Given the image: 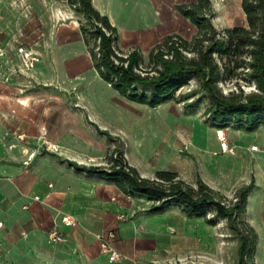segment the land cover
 Instances as JSON below:
<instances>
[{
  "label": "rangeland",
  "instance_id": "374dc122",
  "mask_svg": "<svg viewBox=\"0 0 264 264\" xmlns=\"http://www.w3.org/2000/svg\"><path fill=\"white\" fill-rule=\"evenodd\" d=\"M117 1L122 7L125 6L124 9L129 12L137 15L142 13L147 17L146 27L134 28L125 24L114 13L117 20L118 50L122 54H126L132 49H137L141 54L144 70L150 69L149 53L166 37L176 35L190 41L197 33V29L176 11V6L191 4L195 0ZM209 1L213 12L212 26L218 33L233 27H246V21L240 8V0ZM7 3L10 6L2 14V17L11 26L31 23L40 25V31L44 32L46 30L44 27H47L45 22L47 21L54 22L50 27L52 29L72 25L76 28L73 32L69 33L64 29L61 30V33L66 35L67 39H77L80 28L92 29L90 22L82 14L76 13L74 8L68 5L67 0H7ZM58 6H61V9H58ZM14 33L16 36L20 34L17 30ZM10 34L11 39H0V104H6L10 101V103H18L25 110H30L32 106L37 105L38 108L34 109L35 114L42 116V120H45V122L42 121L39 124L44 136L41 144L28 151V153L36 152V155H38L33 160L34 163L30 168L33 176L45 181L44 178L46 177L42 174L44 170L52 166H59L63 167L65 174L77 176L82 180L105 182L99 178L89 177L83 172H77L69 167L65 161H74L84 167L107 168V160L114 151H118L122 154L125 163L133 167L142 178L149 179L151 177L150 180H152L155 174L160 171L177 175L178 172L185 169L189 177L182 180L177 175L178 180L191 187H196L198 174L195 170L198 167V162H196V158L190 157V153H193L194 148L184 142L177 148L176 152L172 151L169 134L177 136L180 132L178 130L186 131L190 129L195 135H203L205 133L204 129H207V131L211 129L218 130L217 125L212 123L210 117L211 105L206 95L200 91L198 80L193 78L184 79L181 86L168 94L165 103L154 108L145 106L150 109V112L137 110L138 108L133 105L135 103L131 104V102L120 98L119 103L115 100L109 101L110 107L114 106L115 111L111 116L113 114L118 116H114L116 118L115 122L112 120L114 117H98L93 120L90 118V114L92 115L90 100L92 98L88 96L90 97L88 99L83 96L82 102L87 105L85 109L77 98V94L81 93L85 87L84 79L79 77L74 81L70 77L67 83L60 81L62 78L61 72L66 69V65H63L60 60L49 57L52 51V39L46 38L43 33L41 39H13L15 35L11 32ZM87 38L90 39V37ZM82 44L83 52L77 54L76 59L74 58V64L67 68L72 74H82L88 63V67H92L88 48H86L83 41ZM89 47H92L91 41H89ZM20 48L38 61L30 66V62L18 53ZM241 73V70H237L234 72L236 78L225 79L217 85L223 96L227 97L230 93H243V95L258 93L254 83L250 79L244 78ZM36 75H40V78H36ZM6 89L11 90L8 93L9 98L4 93ZM150 94L151 91L148 89L138 90L139 96L149 98ZM36 96H40L41 99H34L29 103L26 101L28 100L27 97ZM100 97L102 98V96ZM21 103H24V105ZM162 105H166L163 110L159 109ZM39 110H41L40 113ZM9 115L13 116L14 112H10ZM6 116V113L0 112V182L10 178L12 180L16 176V172L10 175L1 171L2 166L7 165L10 161L4 150L8 148L10 143L15 144L18 140L16 131L13 130L11 135L10 130L6 127L8 126L4 122ZM156 116L162 119L167 117L168 125L166 128L168 133L157 124ZM183 118L184 121L188 120L191 124L183 123ZM253 118L258 121V127L254 131H248L244 127V118L239 119V123L231 119L222 125L223 128L221 129L225 132L227 144L230 140L235 141L239 146L255 144L261 151L257 159L247 160L244 164V174L247 177L246 183L236 187L237 189L228 198L221 196L223 197L221 202L226 206L234 204L236 202L235 192L250 183L258 188L257 191L255 190L254 195H258L259 204H262L263 209L261 206L256 208L255 205L253 207L250 205L247 213L245 209L246 215L244 214L236 220L235 225L243 232L245 229L243 225L246 224L252 228L255 234L252 255L245 258L244 264H264V116L256 115ZM48 135H56L65 141H69L67 140L69 138L72 139L73 154H61L55 145H51L46 140ZM81 147L83 150L86 149L87 152L85 151L80 156L76 154V151H79ZM40 156L49 157L50 163H40ZM30 164L26 166V169L29 168ZM260 174L263 175L262 179ZM47 184H50V182H47ZM87 191L91 190L87 189ZM127 198L130 199L128 201L131 209L139 213L143 211L148 213L154 203L144 197ZM213 215V211L205 210L203 219H189L188 231L194 241L198 242L197 244L203 246L210 243L211 246L215 244V247L206 250L202 247L201 252L194 255L195 257L188 256L182 260H176L173 264H239L240 242L238 234L228 226L226 221H217ZM206 221H215L214 227L208 225Z\"/></svg>",
  "mask_w": 264,
  "mask_h": 264
},
{
  "label": "crops",
  "instance_id": "0c3cea01",
  "mask_svg": "<svg viewBox=\"0 0 264 264\" xmlns=\"http://www.w3.org/2000/svg\"><path fill=\"white\" fill-rule=\"evenodd\" d=\"M90 2L97 12L108 18L114 28L117 26L116 14L129 26L146 27L145 15L129 12L117 0H90ZM9 6L7 0H0V39H11L10 32L13 34L15 30L20 34L16 36L14 33L13 39H41L42 33L46 38L52 39V51L49 57L60 60L63 65H66V69L61 72L60 81L67 83L70 77L74 81L79 77L84 79V91L78 93L77 98L84 109L87 105L82 102L83 96L92 98L90 118L94 120L98 117H114L116 114L111 116L115 112L114 106L110 107L109 101L115 100L119 103L122 97L103 82L92 67H88L89 63L82 74H72L67 70L74 64L77 54L83 52L80 32L78 31L77 39H67L61 30L64 29L70 33L76 28L69 25L52 29L50 27L54 22L49 21L45 22L47 27H44L46 29L44 32L40 31V25L31 23L11 26L2 17ZM58 9H61V6H58ZM36 76L40 78V75ZM10 92V89L4 92L7 98ZM27 98L28 103L34 99H41L40 96ZM21 104L24 105V103ZM133 105L138 108L137 110L150 112V109L145 106ZM36 107L37 105L32 106L30 110H25L18 103H10V101L0 104V112L7 114L4 121L8 125L6 127L11 135L15 130L18 137L15 144L10 143L4 150L10 161L1 169L2 172L10 175L16 172V176L12 180L10 178L0 182V222L3 224L0 228V264H112L108 262L107 255L102 253L98 240L99 236L108 232H113L115 235V238L110 241V248L122 257L116 264H173L176 260H182L188 256L195 257L194 255L201 252L202 247L205 250L215 247V244L201 246L194 241L188 231L189 219L193 218H187L176 207L158 214H150L146 211L136 212L129 205L130 199L122 195L114 185L96 180H82L77 176L65 174L63 167L59 166L45 168L42 174L46 177L44 178L46 182L33 176L30 168L38 155L32 159L28 169L22 166V162L29 154L28 151L39 146L44 138L39 124L45 120H42V116L35 114ZM165 107L166 105H162L159 109L163 110ZM10 112H14V115L10 116ZM167 117L162 119L156 116L157 124L165 131L168 125ZM112 120L115 122L116 118ZM182 122L191 124L188 120L184 121V118ZM204 130L203 135H195L190 129L178 130L180 132L177 136L169 134L171 149L176 152L184 142L194 148L193 151L191 150L193 153H190V157L196 158L198 162L195 170L197 177L210 189L228 198L237 189L236 187L246 183L244 164L247 160L257 159L261 150L257 147V151L252 152L250 147L255 144L239 146L235 141L230 140L228 145L233 147L235 154L232 156L222 153L215 138V130ZM46 140L51 145H55L61 154H73L72 139L65 141L56 135H48ZM85 151L86 149L83 150L81 147L76 154L81 156ZM40 157V163H50L48 159L50 155ZM177 175L182 180L189 177L185 169ZM262 176L260 174L261 179ZM257 189L254 185V189L248 196L246 213L250 205L251 207L255 205L256 208L262 207V204H259L258 195H254ZM35 197L38 198L37 201L34 200ZM64 216L73 219L76 226L64 227L60 222ZM53 232L60 234L64 238V243H52L49 235Z\"/></svg>",
  "mask_w": 264,
  "mask_h": 264
},
{
  "label": "trees",
  "instance_id": "16d2710c",
  "mask_svg": "<svg viewBox=\"0 0 264 264\" xmlns=\"http://www.w3.org/2000/svg\"><path fill=\"white\" fill-rule=\"evenodd\" d=\"M67 3L92 25L90 30L80 28V35L88 48L93 69L126 101L157 107L167 101L168 94L181 86L184 79L193 78L198 80L200 91L211 105L210 117L217 129L231 119L239 123L241 118L245 119L243 124L248 131L257 129L258 121L253 117L264 116V0H240L246 27L225 29L222 33L212 26L209 0L176 6L177 13L188 20L197 33L190 41L176 35L166 37L149 53V70L142 68V57L137 49L126 54L118 50L116 28L92 7L90 0H67ZM237 70L254 83L258 93H230L227 97L220 93L217 85L225 79L236 78L234 72ZM139 89L150 90V97L139 96ZM66 163L77 172L114 185L125 197H144L154 202L148 211L150 214L178 207L187 218L203 219L204 211L211 210L215 220L226 221L238 234L239 264H244L245 258L252 255L255 241L252 228L245 224L242 232L235 222L245 214L253 183L237 190L236 202L226 206L221 202L223 197L199 178L194 188L171 172H157L152 180L140 177L118 151L107 160V168ZM206 223L215 225V221Z\"/></svg>",
  "mask_w": 264,
  "mask_h": 264
},
{
  "label": "built area",
  "instance_id": "2783aa9c",
  "mask_svg": "<svg viewBox=\"0 0 264 264\" xmlns=\"http://www.w3.org/2000/svg\"><path fill=\"white\" fill-rule=\"evenodd\" d=\"M18 53L22 54L26 58V60L30 62V66H33V64L38 61L36 58L31 57L29 54H26L22 48L18 49ZM215 138L219 144V149L222 153H227L232 156L235 154L234 149L229 147V145L227 144L226 139H225V132L222 129H218L215 131ZM263 141H264V133H263ZM250 151L256 152L257 147L251 146ZM35 155H36V152L29 153L27 157L25 158V160L22 162V165L25 167L28 166L30 162L32 161V159L35 157ZM34 200L37 201L38 198L35 197ZM60 222L64 227H67V228H74L76 226V222L68 216L62 217ZM2 227H3V224L2 222H0V228ZM114 238H115V235L113 232H108L98 237L102 253L107 255L108 262L112 264L119 263L122 258L121 255L117 251H114L110 248V241L113 240ZM49 240L52 243H56V244L64 243V238L57 232L50 233Z\"/></svg>",
  "mask_w": 264,
  "mask_h": 264
}]
</instances>
